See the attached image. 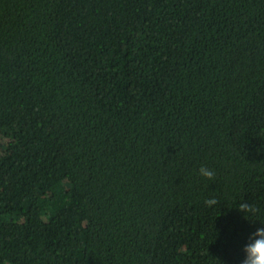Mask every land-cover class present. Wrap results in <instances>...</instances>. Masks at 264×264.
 <instances>
[{
    "label": "trees",
    "instance_id": "obj_1",
    "mask_svg": "<svg viewBox=\"0 0 264 264\" xmlns=\"http://www.w3.org/2000/svg\"><path fill=\"white\" fill-rule=\"evenodd\" d=\"M261 223L264 0H0V264H241Z\"/></svg>",
    "mask_w": 264,
    "mask_h": 264
},
{
    "label": "clouds",
    "instance_id": "obj_2",
    "mask_svg": "<svg viewBox=\"0 0 264 264\" xmlns=\"http://www.w3.org/2000/svg\"><path fill=\"white\" fill-rule=\"evenodd\" d=\"M199 175L208 180L215 178L214 170L205 166L200 167ZM205 203L209 207H213L218 204V200L211 198L206 200ZM238 209L239 212L244 214V219L249 222H255L248 218L250 215L255 214V209L248 202L239 203ZM243 251L245 253V257L241 264H264V227L257 229L256 232L253 233V235L249 238V243L244 247Z\"/></svg>",
    "mask_w": 264,
    "mask_h": 264
}]
</instances>
